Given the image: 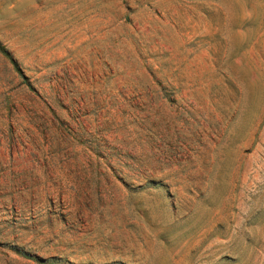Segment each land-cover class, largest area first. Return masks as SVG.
<instances>
[{
	"label": "rangeland",
	"instance_id": "rangeland-1",
	"mask_svg": "<svg viewBox=\"0 0 264 264\" xmlns=\"http://www.w3.org/2000/svg\"><path fill=\"white\" fill-rule=\"evenodd\" d=\"M0 264H264V0H0Z\"/></svg>",
	"mask_w": 264,
	"mask_h": 264
},
{
	"label": "trees",
	"instance_id": "trees-1",
	"mask_svg": "<svg viewBox=\"0 0 264 264\" xmlns=\"http://www.w3.org/2000/svg\"><path fill=\"white\" fill-rule=\"evenodd\" d=\"M0 52L2 54H4L6 57H8V59L11 61L12 64H14L13 60L11 59V57L7 54L6 51H4L3 47L0 45Z\"/></svg>",
	"mask_w": 264,
	"mask_h": 264
}]
</instances>
